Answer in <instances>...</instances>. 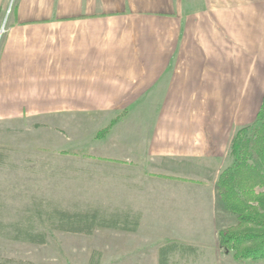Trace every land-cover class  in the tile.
I'll list each match as a JSON object with an SVG mask.
<instances>
[{
    "label": "crops",
    "instance_id": "0c3cea01",
    "mask_svg": "<svg viewBox=\"0 0 264 264\" xmlns=\"http://www.w3.org/2000/svg\"><path fill=\"white\" fill-rule=\"evenodd\" d=\"M6 1L0 124L57 123L64 149L115 172L122 202L149 214L162 188L165 204L189 193L187 242L206 224L218 239V175L264 97V0H15L4 25Z\"/></svg>",
    "mask_w": 264,
    "mask_h": 264
},
{
    "label": "rangeland",
    "instance_id": "374dc122",
    "mask_svg": "<svg viewBox=\"0 0 264 264\" xmlns=\"http://www.w3.org/2000/svg\"><path fill=\"white\" fill-rule=\"evenodd\" d=\"M14 2L6 1L4 25ZM96 120L97 126L102 125V117ZM56 126L54 123L45 128L47 125L19 121L0 124V260L17 264H89L95 255L99 264H264L236 261L222 248L219 238L214 240V229L207 224L201 238L204 240L192 243L197 247L194 252L186 246L176 250L173 242L187 244L198 238L192 235V221L185 218L195 214L193 196L187 193L165 204L166 192L170 197L174 189L162 188L157 193L163 201L155 197V209L149 214V204L141 209L127 204L129 198H122L120 185L112 183L115 172L106 169L97 173L95 163L90 164L83 155L88 152L86 148L81 156L64 149ZM200 174L190 176L198 182L205 176ZM138 210L146 214L137 230L131 231ZM224 210L230 215L228 226L236 224V215ZM65 212L81 222H94L92 232L59 228L58 218ZM42 234L44 242L31 239Z\"/></svg>",
    "mask_w": 264,
    "mask_h": 264
},
{
    "label": "trees",
    "instance_id": "16d2710c",
    "mask_svg": "<svg viewBox=\"0 0 264 264\" xmlns=\"http://www.w3.org/2000/svg\"><path fill=\"white\" fill-rule=\"evenodd\" d=\"M114 121L99 134L107 133ZM229 156L231 161L220 171L216 186L219 200L228 212L236 215L237 222L219 231V243L236 261H264V97L255 121L240 127L234 134ZM58 219L61 222L57 226L70 231L90 233L94 226V222H81L66 212ZM138 225L137 220L129 230H137ZM31 239L45 241L43 234ZM172 245L175 249L186 246L192 252L197 248L180 241ZM99 260L93 255L89 264H99ZM0 264L17 263L0 260Z\"/></svg>",
    "mask_w": 264,
    "mask_h": 264
}]
</instances>
